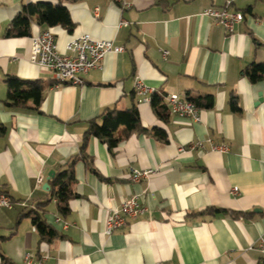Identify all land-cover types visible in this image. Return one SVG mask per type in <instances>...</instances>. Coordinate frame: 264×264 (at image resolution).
<instances>
[{"label": "crops", "instance_id": "1", "mask_svg": "<svg viewBox=\"0 0 264 264\" xmlns=\"http://www.w3.org/2000/svg\"><path fill=\"white\" fill-rule=\"evenodd\" d=\"M38 2L65 6L72 31L34 21L30 37L6 38L5 30L22 5ZM224 4L225 0H0V192L12 203L0 209V254L7 259L0 257V264H22L25 255L46 258L43 264L261 262L257 242L264 235V79L252 83L243 71L252 63L264 64V0L232 4L230 10L244 16L232 34L201 16ZM44 30L53 33L62 54L82 34L123 51L107 53L100 69L82 77V86L55 87L49 73L29 61L30 38ZM161 50L169 52L167 57ZM7 76L41 84L38 108L32 101L6 105ZM137 78L162 99L165 120L150 103L137 102ZM171 94L183 100L187 95L210 96L212 106L198 108L200 120L192 123L170 114L166 98ZM232 97L237 111L231 110ZM132 106L147 132L125 137L120 127L115 136L121 140L112 150L91 136L83 153L88 162L82 161L80 147L89 122L100 124L104 111ZM153 129L162 130L166 141ZM198 144L201 147L194 146ZM211 145L228 150L218 153ZM73 159L77 197L62 216L51 199L49 174L54 176ZM130 168L154 172L131 182ZM45 184L49 188L43 189ZM133 196L147 212L106 235L110 211ZM35 210L57 233L50 241H40L26 215ZM62 223L69 225L66 230Z\"/></svg>", "mask_w": 264, "mask_h": 264}, {"label": "trees", "instance_id": "2", "mask_svg": "<svg viewBox=\"0 0 264 264\" xmlns=\"http://www.w3.org/2000/svg\"><path fill=\"white\" fill-rule=\"evenodd\" d=\"M36 22L40 26L63 27L68 32L73 29L69 12L62 4L52 5L49 3H28L21 7L20 12L12 19L9 26L5 30L4 36L6 38H22L31 36V24ZM243 74L250 82L255 83L264 79V64L252 63L244 69ZM7 88L6 105L8 107L24 106L28 101L34 103L35 108H38L42 100V86L38 81H24L13 76L5 78ZM187 101L192 102L197 108L209 109L212 106V99L210 96L206 97H189ZM150 105L154 112L163 120H165V106L162 105V99L155 93L151 96ZM230 107L232 111H237L238 106L236 98L232 97L230 100ZM100 118V124L95 120L89 122V126L84 133L82 145L80 147L79 158L85 163L88 162L84 153L86 141L93 136L105 143L109 150L117 146L121 138L115 136V133L120 127H123L125 137L129 136L134 131L147 132L140 124L139 114L135 106L126 110L108 109L104 111ZM154 134L166 141V135L162 130L153 129ZM4 133V127L0 126V136ZM76 159H73L67 165L58 171L50 179V194L51 199H55L57 203V210L60 215L66 216L69 212V201L77 197L73 191V183L75 182L73 166ZM46 204V203H44ZM216 213H226L220 209L210 210ZM31 218L32 225L38 233L40 241H50L57 236V233L49 227L41 218L40 214L35 211H30L26 214ZM3 261L7 259L0 254Z\"/></svg>", "mask_w": 264, "mask_h": 264}, {"label": "built area", "instance_id": "3", "mask_svg": "<svg viewBox=\"0 0 264 264\" xmlns=\"http://www.w3.org/2000/svg\"><path fill=\"white\" fill-rule=\"evenodd\" d=\"M237 0H225L221 9H207L201 13V16L209 17L216 25L221 26L225 33L232 34L236 24L243 21V14L238 11H231L230 7ZM98 17V10L94 11ZM126 22H121L125 25ZM30 63L45 69L54 81L55 87L62 84L82 86L84 84L83 76L90 71L100 69L102 61L107 53H119L123 51L121 47H115L111 42L94 39L88 34H82L72 39L66 45L67 54L58 51L55 36L49 30H44L31 38ZM163 57H167L169 52L161 50ZM134 95L138 103H150L154 91L146 86L140 79H135L133 87ZM171 115L178 118L189 119L192 123H198L200 120L199 109L187 100L181 99L178 95L171 94L166 98ZM211 143V142H210ZM212 144V143H211ZM201 147L200 144L194 145ZM192 146L191 148H193ZM210 149L218 153H224L228 150L225 146L211 145ZM153 170H137L130 168L128 180L138 182L148 179ZM42 181L38 179V183ZM236 188L231 190L235 194ZM11 199L8 195L0 192V209L11 208ZM147 212V209L138 201L136 196L126 199L119 208L112 209L104 227V233L110 235L113 232L122 229L131 219H136ZM58 223L59 220L56 219ZM67 223H62V228H68ZM257 250L261 254V262L264 264V235L259 237ZM46 258L34 260L29 255H25L22 264H43ZM160 264V263H157Z\"/></svg>", "mask_w": 264, "mask_h": 264}, {"label": "water", "instance_id": "4", "mask_svg": "<svg viewBox=\"0 0 264 264\" xmlns=\"http://www.w3.org/2000/svg\"><path fill=\"white\" fill-rule=\"evenodd\" d=\"M53 174H54V173L51 172V173L49 174V178H50V177H53ZM47 188H49V185H48V184H45L43 189H47Z\"/></svg>", "mask_w": 264, "mask_h": 264}]
</instances>
